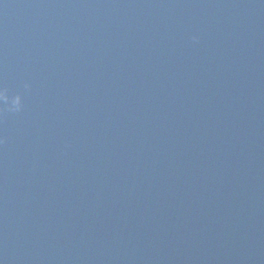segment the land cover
I'll list each match as a JSON object with an SVG mask.
<instances>
[{
    "label": "water",
    "instance_id": "water-1",
    "mask_svg": "<svg viewBox=\"0 0 264 264\" xmlns=\"http://www.w3.org/2000/svg\"><path fill=\"white\" fill-rule=\"evenodd\" d=\"M0 264H264V0H0Z\"/></svg>",
    "mask_w": 264,
    "mask_h": 264
}]
</instances>
